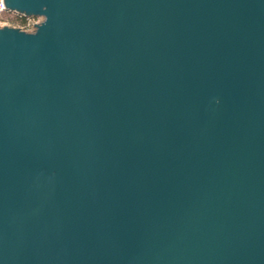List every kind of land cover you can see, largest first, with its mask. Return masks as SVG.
Wrapping results in <instances>:
<instances>
[{
    "label": "water",
    "instance_id": "1",
    "mask_svg": "<svg viewBox=\"0 0 264 264\" xmlns=\"http://www.w3.org/2000/svg\"><path fill=\"white\" fill-rule=\"evenodd\" d=\"M0 264H264V0H2Z\"/></svg>",
    "mask_w": 264,
    "mask_h": 264
},
{
    "label": "trees",
    "instance_id": "2",
    "mask_svg": "<svg viewBox=\"0 0 264 264\" xmlns=\"http://www.w3.org/2000/svg\"><path fill=\"white\" fill-rule=\"evenodd\" d=\"M26 17L18 15L14 12H9L7 10L0 13V21H9L18 25H23L26 22Z\"/></svg>",
    "mask_w": 264,
    "mask_h": 264
},
{
    "label": "built area",
    "instance_id": "3",
    "mask_svg": "<svg viewBox=\"0 0 264 264\" xmlns=\"http://www.w3.org/2000/svg\"><path fill=\"white\" fill-rule=\"evenodd\" d=\"M3 11H5V6L3 4V1L0 0V13H2ZM26 18L29 19V17H26ZM36 22H38V21H36ZM36 22L35 21L29 22V20H27L25 22V24L20 26V28L25 29V30H30V29H32L33 24H35ZM2 24H6V21H2Z\"/></svg>",
    "mask_w": 264,
    "mask_h": 264
},
{
    "label": "rangeland",
    "instance_id": "4",
    "mask_svg": "<svg viewBox=\"0 0 264 264\" xmlns=\"http://www.w3.org/2000/svg\"><path fill=\"white\" fill-rule=\"evenodd\" d=\"M27 20H29V22H31V21H39L40 20V17H29V19H27ZM26 20V21H27ZM6 24H10V25H14V26H18V27H20L21 25H18V24H15V23H12V22H9V21H6ZM0 25H2V21H0Z\"/></svg>",
    "mask_w": 264,
    "mask_h": 264
}]
</instances>
